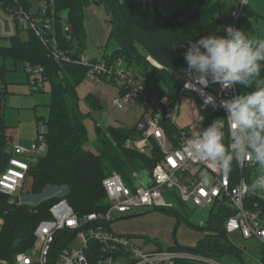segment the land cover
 <instances>
[{"label":"trees","instance_id":"16d2710c","mask_svg":"<svg viewBox=\"0 0 264 264\" xmlns=\"http://www.w3.org/2000/svg\"><path fill=\"white\" fill-rule=\"evenodd\" d=\"M33 1L35 0H0V6L11 12L23 7L36 18L41 12L38 8L35 12L31 11ZM47 1V17L53 28L46 36L50 42L52 38L57 40V46L69 59L62 56L56 58L51 54L52 46L45 44L30 27L27 28L26 38H20L16 34L9 37L11 42L8 46L0 45V55L5 59L12 57L26 66H41L44 70L39 78H42V83L48 82L51 85L50 115L47 119L49 129L45 132L47 149L29 169L30 178L33 179L32 191L41 193L47 185H67L68 191L64 196L78 214L85 215L109 207L102 182L106 176L118 171L131 186H149L152 184L151 171L162 156L156 145L152 157L128 146L127 140L140 133L138 128L131 129L116 124L95 122L96 148L93 151L89 146L86 114L80 109L81 97L78 94V87L88 71L80 61L88 47L85 9L95 3L103 6L110 16L111 29L102 57L107 61L117 57L124 58L126 65L132 66L135 76L143 75L150 69L163 82L164 90L159 94L170 95L174 102L180 100L179 92L184 82L182 69L187 65L183 54L187 51L189 41L212 34L232 9H228L230 0H171L168 11H164L152 0ZM64 12L66 15H63ZM255 14L249 0L240 17L238 29L246 33V26L252 22ZM148 56L153 57L161 66L151 65ZM6 74L5 65L0 64V173L11 158L4 113L5 98L9 91ZM257 79H264V64ZM236 86L239 95H246L255 89L256 83L254 81L248 87ZM90 103L95 107L97 101L91 98ZM201 115L205 125V122L212 119L211 115ZM164 122L167 134L172 136L176 126L170 121ZM225 143H228L226 134ZM261 173H264V168L252 161L251 167L246 170L249 183ZM57 199H46L33 206L28 203L20 204L0 193V260L6 259L13 264L17 253L32 247L35 243L36 225L42 218L50 216L49 208ZM245 202L251 211L259 213L264 220V198L261 193L249 192ZM170 211L175 213L179 226L183 222V216L175 209ZM231 213L233 210L230 207L212 209L201 226L187 216L184 217L186 223L195 226L202 233L194 247L174 245L164 248L158 240L156 243L161 250L190 251L215 261L230 253L242 258L240 246L224 230V220ZM66 245L67 242L59 236L57 252ZM98 251V243L93 242L89 253L90 264H97ZM261 259L264 260V254ZM242 264L256 263L242 261Z\"/></svg>","mask_w":264,"mask_h":264},{"label":"built area","instance_id":"2783aa9c","mask_svg":"<svg viewBox=\"0 0 264 264\" xmlns=\"http://www.w3.org/2000/svg\"><path fill=\"white\" fill-rule=\"evenodd\" d=\"M248 2L249 0H237L236 6L224 19L221 31L223 35L226 34L224 28L227 26L238 29L240 17ZM47 8L48 1L42 0L37 9L41 12L38 17L35 18L23 7L14 10V14L21 26L32 28L45 44L52 46L51 54L56 58L62 56L64 59H69V56L57 46V40L52 38L51 44L49 37L46 36L53 28L47 17ZM42 20L43 23H39ZM148 60L158 67L161 66L150 56ZM80 61L88 68L87 75L91 80L106 78L118 84L120 96L114 99V104L119 108H124L126 104L134 105L136 98L139 95L143 96L145 110L139 120L140 133L130 137L127 145L151 157L156 145L162 156L151 171V185L131 186L118 171H114L102 180L109 207L106 210L80 215L64 196L68 191L67 185H47L41 193H35L32 189L31 192L26 193L31 164L36 163L47 149L44 128L38 129V140L30 145L11 141L8 144L11 158L7 167L0 173V193L20 204L28 203L33 206L39 205L46 199L58 198L49 208L50 216L42 218L36 225L35 243L29 250L17 253L13 264H90L89 253L93 242L99 245L97 264H198L197 262L202 259L216 262L214 259L201 257L190 251L160 248L155 251L146 250L130 235L120 234L112 227L114 220L122 218L123 215L128 216V212L133 214L136 208L152 210L161 207L171 210L176 206L175 201L185 205L191 203L199 209L232 208L233 213L224 220L226 234L231 239L236 235L246 239H256L264 254V220L259 213L251 211L245 202L250 185L246 170L252 165V157L236 156L231 170L227 173L223 172L215 163L193 158L184 152L185 144L195 133L186 127L182 128L176 122L180 102L184 96L192 95L201 114L212 116L210 122H205L207 123L205 128L213 121H222L221 127L228 135L229 143L231 123L227 120L226 109L220 105L221 101L239 95L236 84L225 87L222 83L212 80L201 83L196 79H190L185 71L186 65L182 69L184 82L179 92L180 100L174 102L170 95L160 94L152 99L146 85L137 80V76L128 69L103 57L90 60L83 54ZM26 69L32 91H38L44 86L42 78H39L44 69L41 66L28 65ZM164 120L176 126L172 136L167 134ZM204 171L209 175L207 185L200 183L201 173ZM163 188L172 189L175 201L166 199L162 193ZM56 189H60L59 195H48L55 193ZM41 195L44 197L42 200ZM36 196L40 198L37 199ZM261 196L264 198V192ZM114 211L121 216H113ZM59 236H62L67 245L57 252L56 244ZM0 264L12 263L1 259Z\"/></svg>","mask_w":264,"mask_h":264},{"label":"rangeland","instance_id":"374dc122","mask_svg":"<svg viewBox=\"0 0 264 264\" xmlns=\"http://www.w3.org/2000/svg\"><path fill=\"white\" fill-rule=\"evenodd\" d=\"M152 1H155L159 7L164 9L161 0ZM169 1L171 2V0ZM41 2L42 0L33 1L31 11L35 12ZM236 2L237 0H230L228 9H233L236 6ZM250 4H252L256 14L252 16V22L246 26V33L251 39H264V0H250ZM85 10L88 47L84 51V55L90 60H95L103 56L104 46L111 29L110 16L103 6L95 3ZM63 15H66V13L64 12ZM105 25L107 26L104 27ZM16 34L20 38H26L28 29L16 21L14 12L0 6V45L8 46L11 42L9 37ZM111 62L128 69L134 75V71L131 69L132 66H127L124 58L117 57ZM0 64L5 65L7 70L6 79L9 84L4 108L8 139L10 142H21L30 145L32 142H37L39 128H44L45 131L49 129L47 119L50 115L51 85L45 82L44 86L38 91H32V85L29 84L28 72L24 63L16 61L12 57L5 59L0 55ZM150 64L152 65L153 63L150 62ZM137 80L146 85L152 99L164 90L163 82L150 69L145 71L143 75H138ZM119 91V86L115 81L106 78L91 80L87 74L78 87V94L81 97L80 109L86 114L85 123L88 128L89 146L93 151L97 144L95 122L104 125H123L131 129L139 126V120L145 110L143 96L139 95L136 98V104H126L124 108H119L114 104V99L120 96ZM91 98L97 101L95 107L90 103ZM179 107L180 110L176 122L182 128L190 125L191 131L195 134L205 129L206 125L202 121L203 116L200 114L196 100L192 95L184 96ZM32 182L33 179L30 178L27 182L26 193L33 188ZM54 192L48 195H59L60 189H56ZM162 193L168 201H175L172 189L163 188ZM36 198L39 199L40 196H36ZM36 198H34L35 201H38ZM43 198L41 195V200ZM175 202L176 206L174 209L183 216V222L179 226L176 223L177 219L174 212L159 207L152 210L136 208L133 214L128 212V216L123 215L122 218L117 211H114L113 216H119L120 218L114 220L112 223L113 228L120 234H130V237L136 243L142 247L145 246V249L150 251L158 250L159 247L154 241L148 242V237L159 240L164 248L173 247L174 245L184 248L194 247L201 239V236L195 226L185 222L184 217L187 216L192 222L200 223L199 225L201 226L207 219L211 208L199 209L195 208L191 203L181 205L178 201ZM232 240L240 246L242 258L230 253L223 255L216 262L202 259L197 263L242 264V261H249L250 263L264 264L262 263L264 260L261 259L260 250L256 249L259 245L256 239H246L236 235L232 237Z\"/></svg>","mask_w":264,"mask_h":264},{"label":"clouds","instance_id":"9594fccd","mask_svg":"<svg viewBox=\"0 0 264 264\" xmlns=\"http://www.w3.org/2000/svg\"><path fill=\"white\" fill-rule=\"evenodd\" d=\"M224 32L223 36L213 32L189 41L183 54L189 78L201 83L212 80L225 87L233 84L248 87L255 81L256 87L246 95L221 101L232 128L229 143H225L222 121H213L187 141L184 152L211 161L226 173L238 155H250L254 164L264 168V79H257L264 64V39H251L245 31L232 26L225 27ZM200 183H209L207 171L201 173ZM248 190L264 192V173L248 185Z\"/></svg>","mask_w":264,"mask_h":264},{"label":"crops","instance_id":"0c3cea01","mask_svg":"<svg viewBox=\"0 0 264 264\" xmlns=\"http://www.w3.org/2000/svg\"><path fill=\"white\" fill-rule=\"evenodd\" d=\"M224 21H225V20L223 19V22H224ZM223 22H222V23L220 24V26L216 29V31H214L216 34H217L218 32H221ZM218 29H219V31H217ZM27 74H28V73H27ZM8 90H9V89H8ZM183 98H184V97H183ZM5 104H6V102H5ZM37 122H38V121H37ZM203 123H204V122H203ZM178 124H179V123H178ZM186 128L189 129V130L191 131V126H190V125L187 126ZM191 132H192V131H191ZM9 142H10V140H9ZM20 143H21V142H20ZM32 143H33V142H32ZM32 143H31V144H32ZM22 144H23V143H22ZM25 144H26V143H25ZM25 144H24V145H25ZM210 211H211V210H210ZM208 214H209V213H208ZM112 227H113V226H112ZM113 229H114V228H113ZM117 232H118V231H117ZM118 233H119V232H118ZM199 233H200V232H199ZM126 235L129 236L130 234H126ZM199 235L202 237V233H200ZM149 239H150V241H154V240H155L154 242H157V241H156V240H157L156 238H150V237H149V238H148V242H150ZM158 241H159V240H158ZM159 242H160V241H159ZM160 243H161V242H160ZM143 247H145V246H143ZM256 249H257V250H260V254H261V255L263 254V249L260 247V245H258V246L256 247Z\"/></svg>","mask_w":264,"mask_h":264},{"label":"water","instance_id":"95a60500","mask_svg":"<svg viewBox=\"0 0 264 264\" xmlns=\"http://www.w3.org/2000/svg\"><path fill=\"white\" fill-rule=\"evenodd\" d=\"M162 7H164V11H168L170 9V1L169 0H161ZM222 31V30H221ZM217 35L223 36L222 32H218Z\"/></svg>","mask_w":264,"mask_h":264}]
</instances>
